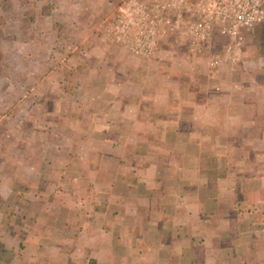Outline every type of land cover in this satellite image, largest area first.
<instances>
[{"label": "crops", "instance_id": "obj_1", "mask_svg": "<svg viewBox=\"0 0 264 264\" xmlns=\"http://www.w3.org/2000/svg\"><path fill=\"white\" fill-rule=\"evenodd\" d=\"M102 45L53 95L52 144L0 176V264H264V114L245 82Z\"/></svg>", "mask_w": 264, "mask_h": 264}, {"label": "rangeland", "instance_id": "obj_2", "mask_svg": "<svg viewBox=\"0 0 264 264\" xmlns=\"http://www.w3.org/2000/svg\"><path fill=\"white\" fill-rule=\"evenodd\" d=\"M120 1L0 0V176L21 171L16 166L35 162L38 147L44 152L45 145L52 144L54 107L65 104H55L53 95L69 90L59 84L68 86L70 80L85 77L87 63H98L90 59L87 49L91 45L104 43L110 50L129 53L105 34ZM243 35L239 58L235 62L225 59L207 73L245 82L244 89L241 85L237 89L251 94L256 110L264 114V20L245 29ZM223 42L217 41L214 51L222 53ZM156 49L196 56L173 35L162 39ZM65 79L69 82H62Z\"/></svg>", "mask_w": 264, "mask_h": 264}, {"label": "built area", "instance_id": "obj_3", "mask_svg": "<svg viewBox=\"0 0 264 264\" xmlns=\"http://www.w3.org/2000/svg\"><path fill=\"white\" fill-rule=\"evenodd\" d=\"M263 20L264 0H121L105 34L142 58L173 35L188 53L201 56L216 70L225 59L239 58L243 31ZM221 39L223 51L217 53L213 47Z\"/></svg>", "mask_w": 264, "mask_h": 264}, {"label": "trees", "instance_id": "obj_4", "mask_svg": "<svg viewBox=\"0 0 264 264\" xmlns=\"http://www.w3.org/2000/svg\"><path fill=\"white\" fill-rule=\"evenodd\" d=\"M248 29H249V28H248ZM248 29H247V30H248Z\"/></svg>", "mask_w": 264, "mask_h": 264}]
</instances>
